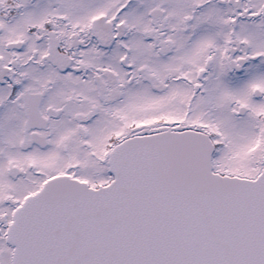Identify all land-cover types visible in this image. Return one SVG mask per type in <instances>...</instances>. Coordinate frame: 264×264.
Here are the masks:
<instances>
[{"label": "snow or ice", "instance_id": "snow-or-ice-1", "mask_svg": "<svg viewBox=\"0 0 264 264\" xmlns=\"http://www.w3.org/2000/svg\"><path fill=\"white\" fill-rule=\"evenodd\" d=\"M0 264H264V0H0Z\"/></svg>", "mask_w": 264, "mask_h": 264}]
</instances>
